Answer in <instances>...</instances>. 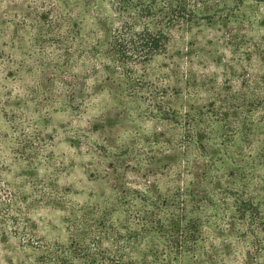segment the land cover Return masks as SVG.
Instances as JSON below:
<instances>
[{"label":"rangeland","instance_id":"1","mask_svg":"<svg viewBox=\"0 0 264 264\" xmlns=\"http://www.w3.org/2000/svg\"><path fill=\"white\" fill-rule=\"evenodd\" d=\"M80 3L0 0V264H264V0H205L134 68L161 77L154 101L91 74L82 54L117 15ZM155 194L188 202L197 245L126 246Z\"/></svg>","mask_w":264,"mask_h":264},{"label":"trees","instance_id":"2","mask_svg":"<svg viewBox=\"0 0 264 264\" xmlns=\"http://www.w3.org/2000/svg\"><path fill=\"white\" fill-rule=\"evenodd\" d=\"M65 1L69 6L70 13L76 10L74 5L81 2L88 7L96 5L99 14L102 6L110 2V8L117 15L116 24L113 25L115 18L109 21L108 18L99 17L95 46L90 50H85L82 55L89 54L97 62L96 66L92 68L91 74L95 75L99 81L109 80L119 74L121 80L128 85L126 89L130 93L145 92L146 98L151 101L157 97L154 91L162 83L161 77L137 78L134 76V68L138 64L150 62L156 55L165 54L173 33L180 26H190L203 9L205 11L206 8H209L205 0H79L75 4L70 3L71 0ZM81 3L80 5L83 7ZM107 23L108 26H105ZM162 77L169 78V74H163ZM192 88L194 86L188 87V89ZM215 98L218 103H216L217 115L223 116V110L234 111L232 98L227 100L216 95ZM157 103L152 109L155 114L154 118L160 123H167V125L173 123V120L168 117L169 112L160 107V100H157ZM228 112H226L227 117ZM188 115L190 117L191 114ZM207 117L214 119L210 116ZM158 201L156 194L152 200H139L137 209L139 222L135 228L134 238L130 237L126 241V246H144L148 242L145 239L147 232L153 237L158 235L165 238L170 243L169 246H180L182 249L188 243L193 242V245H197L198 224L195 225L192 222L194 219L188 214L190 213L188 202L181 196L173 200L170 206ZM245 210L246 208L243 211ZM241 212L239 213L241 214ZM247 216L249 215L247 214ZM243 218H245V212ZM113 233H115L114 230ZM152 244L147 246H152ZM195 252L199 253V251ZM198 253H194L196 257L191 260L193 264H197ZM176 254V258L184 260L186 257L188 258L190 251L179 250ZM222 259L219 261L220 264L221 262L224 264L226 261L225 258ZM206 262L211 264L210 259Z\"/></svg>","mask_w":264,"mask_h":264}]
</instances>
